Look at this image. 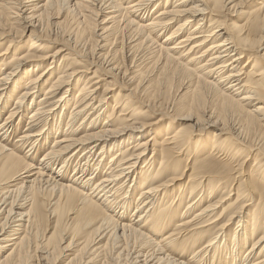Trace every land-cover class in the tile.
Segmentation results:
<instances>
[{
  "label": "bare ground",
  "instance_id": "obj_1",
  "mask_svg": "<svg viewBox=\"0 0 264 264\" xmlns=\"http://www.w3.org/2000/svg\"><path fill=\"white\" fill-rule=\"evenodd\" d=\"M35 251L264 264V0H0V264Z\"/></svg>",
  "mask_w": 264,
  "mask_h": 264
},
{
  "label": "rangeland",
  "instance_id": "obj_2",
  "mask_svg": "<svg viewBox=\"0 0 264 264\" xmlns=\"http://www.w3.org/2000/svg\"><path fill=\"white\" fill-rule=\"evenodd\" d=\"M253 4H255V2L254 1H251L250 3H249V6H252ZM249 6L247 7V9H249ZM255 7H257V6H255ZM98 15H100V14H98ZM230 18H232V17H227V19H230ZM165 35L163 34V35H161V37L159 36V38L157 39V41L159 42V43H162V41H164L165 40ZM22 46V45H21ZM21 131H19L14 137H13V139L15 140V138H16V136H18L19 134H21L20 133ZM14 140H9L10 141V143H11V145L14 143ZM25 152H26V150H25ZM25 153H24V151H23V154L22 155H24ZM40 154V156H42L43 154H44V152L42 151V152H40L39 153ZM57 168H60V166L57 164L56 165V169ZM55 169V170H56ZM69 171V174H70V169H68L67 170V172ZM72 172V171H71ZM67 210H68V208L67 207H65L64 208V212L66 213L67 212ZM68 224H70V222L67 220V219H65V220H63L61 223H57L56 221H55V219H50V220H47L45 223H44V229H45V232H48L49 234L47 235V236H54V238H53V240L54 241H58L59 239H60V237L62 236L61 235V230H63V232H64V226L65 225H68ZM72 224H75L76 225V223L73 221L72 222ZM55 231V232H54ZM54 232V234H52ZM56 234V235H55ZM64 241V240H63ZM11 250V248L7 251V252H5V255L9 252ZM32 254H33V261H32V263H35L36 264V261L38 260V255L40 254L39 252H37V251H35V252H32ZM62 260H64V258L63 259H61L60 261H59V263L62 261ZM58 264V263H57Z\"/></svg>",
  "mask_w": 264,
  "mask_h": 264
}]
</instances>
